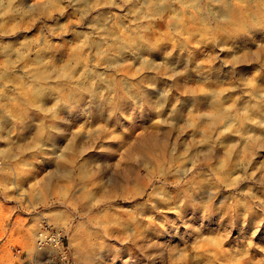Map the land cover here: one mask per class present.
<instances>
[{
	"label": "rangeland",
	"instance_id": "obj_1",
	"mask_svg": "<svg viewBox=\"0 0 264 264\" xmlns=\"http://www.w3.org/2000/svg\"><path fill=\"white\" fill-rule=\"evenodd\" d=\"M43 229L67 264H264V0H0V264L57 263Z\"/></svg>",
	"mask_w": 264,
	"mask_h": 264
},
{
	"label": "bare ground",
	"instance_id": "obj_2",
	"mask_svg": "<svg viewBox=\"0 0 264 264\" xmlns=\"http://www.w3.org/2000/svg\"><path fill=\"white\" fill-rule=\"evenodd\" d=\"M222 14L224 15V19L227 21V23L239 24L241 22L239 11L237 9L230 7V5L228 3H223ZM60 70L61 71L56 73V78H58L62 81L68 79L69 75L66 72L67 70L66 71L63 69H60ZM33 72H34V76L37 78H41V79L47 78L48 79V77H49V73L45 67L41 68V70L36 69V71H33ZM50 93H51V91L43 90V91H41V94L39 96H41L42 98H45V97H48L50 95ZM225 117H226V114L223 111H219L217 109L216 110L212 109L210 113L205 114V124L215 128V127H217L218 123H220V121L223 120ZM148 138H150V139L145 138V140H143L141 143L142 148H145L146 150L150 149L151 146H153L159 142V139H155V137L154 138L148 137ZM258 143L259 142H257L256 140L246 141V142H243V148L245 150L247 149V150L251 151L253 147L258 145ZM37 235H38L37 240L44 242L48 239V241H52L53 243H56V244H57L58 238H59V235H58V236H55V239H53L45 231H39V233ZM56 250L59 252L60 248L57 247Z\"/></svg>",
	"mask_w": 264,
	"mask_h": 264
},
{
	"label": "built area",
	"instance_id": "obj_3",
	"mask_svg": "<svg viewBox=\"0 0 264 264\" xmlns=\"http://www.w3.org/2000/svg\"><path fill=\"white\" fill-rule=\"evenodd\" d=\"M43 231H45L47 233L46 230L43 229ZM53 238V237H52ZM55 239V237L53 238ZM49 242L48 239L44 242L38 240V243L40 245H43L45 243ZM57 245L60 246L62 248L61 252L58 253V258H57V263L55 264H67V252L66 250L62 247L61 243H60V239L57 242ZM63 252V253H62Z\"/></svg>",
	"mask_w": 264,
	"mask_h": 264
}]
</instances>
